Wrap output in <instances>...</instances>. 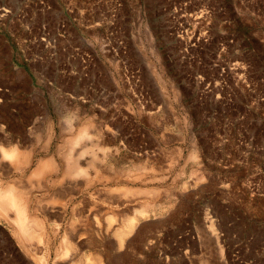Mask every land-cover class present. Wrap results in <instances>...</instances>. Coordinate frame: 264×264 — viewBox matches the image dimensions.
<instances>
[{"label": "rangeland", "instance_id": "374dc122", "mask_svg": "<svg viewBox=\"0 0 264 264\" xmlns=\"http://www.w3.org/2000/svg\"><path fill=\"white\" fill-rule=\"evenodd\" d=\"M42 2L0 0V264H264V0Z\"/></svg>", "mask_w": 264, "mask_h": 264}, {"label": "bare ground", "instance_id": "6f19581e", "mask_svg": "<svg viewBox=\"0 0 264 264\" xmlns=\"http://www.w3.org/2000/svg\"><path fill=\"white\" fill-rule=\"evenodd\" d=\"M81 131H83V130H81ZM82 134V135H81ZM79 135H81L82 137L80 138V136L79 137H77V136H75V137H77V139L79 138V140H83L84 138H88V137H86V135H84V132H81ZM76 139V138H75ZM76 139V140H77ZM71 141H75V140H71ZM78 143H80V142H78ZM73 144V143H72ZM75 144V143H74ZM70 146V145H69ZM73 146V145H72ZM76 146V145H75ZM64 153V152H63ZM66 154V153H65ZM64 154V155H65ZM7 155L12 159V158H14V159H18L19 157L18 156H20V154L19 153H17V152H8L7 153ZM7 155H5V156H7ZM21 155H23L24 156V152H21ZM26 155H28V154H26ZM26 155H25V158H26ZM67 155V154H66ZM71 155H72V153H71ZM71 155H67L68 156V159H69V166L67 167V172H68V176H75V175H82V174H84L85 176H88V171L87 170H85V169H83L82 167H81V165H80V162L79 161H75L74 160V162H73V160H70V157H71ZM8 157V158H9ZM20 157H22V156H20ZM23 158V157H22ZM93 158V157H92ZM16 159V160H17ZM63 159V158H62ZM68 159L66 158L65 159V161L67 162L68 161ZM79 159V158H78ZM17 162V161H16ZM79 162V163H78ZM89 162V161H88ZM39 164V163H38ZM37 164V165H38ZM91 164H93V161H90V165ZM40 165L42 166V163H40ZM39 165V166H40ZM80 165V166H79ZM44 167V166H43ZM38 168V167H37ZM42 168V167H41ZM36 169V168H35ZM39 170H40V168H39ZM38 170V171H39ZM34 171H36L37 172V170H34ZM65 172V171H64ZM37 175V174H36ZM60 180H61V178H60ZM0 193H1V191H0ZM2 194V193H1ZM25 194V193H24ZM10 195V194H9ZM6 195V196H3V195H0V196H3V197H0V207H2L0 210H3V208H5V209H8V208H11V209H16V211H18L19 209H20V207L22 208V206H23V203H26V201L25 202H23L24 201V199H23V201L22 200H20V198H16L15 196H12V195ZM22 202V203H20V201ZM27 200V199H26ZM149 204V203H148ZM147 204V205H148ZM143 206V205H142ZM146 206V205H145ZM142 208H145L146 210H147V208L146 207H142ZM10 209V210H11ZM14 209L12 210L13 212H14ZM142 210V211H140L142 214H146V210ZM137 210V209H136ZM8 211V210H7ZM20 211V210H19ZM21 211H22V209H21ZM1 212V211H0ZM3 212H4V210H3ZM8 212H10V211H8ZM136 212V211H135ZM23 214V213H22ZM10 216V215H9ZM13 217V216H12ZM15 217V219L17 220V222L15 221V223H17L19 226H18V228H16V229H19L20 231H19V234H17L18 236L20 235V237H25L26 235V233H24L23 232V230H22V228L24 229V224H23V222H22V218H21V216H20V214L17 212L16 213V215L14 216ZM8 219H9V217H8ZM13 219V218H12ZM25 222V221H24ZM127 225H126V229H120V228H115V230H114V232H115V234L120 238L119 239V248L121 249L122 247H123V245L125 244V239H122V238H124L125 237V234L128 232V230L129 229H131L132 227H133V219L132 218H129L128 219V221H127V223H126ZM211 227V226H210ZM17 231V230H16ZM207 231V230H206ZM18 232V231H17ZM212 233V232H211ZM22 234V235H21ZM208 237H209V239L211 238V236H210V234H206ZM26 238V237H25ZM22 240V242H23V239H21ZM25 242H26V240H24Z\"/></svg>", "mask_w": 264, "mask_h": 264}, {"label": "built area", "instance_id": "2783aa9c", "mask_svg": "<svg viewBox=\"0 0 264 264\" xmlns=\"http://www.w3.org/2000/svg\"><path fill=\"white\" fill-rule=\"evenodd\" d=\"M41 3H43L42 0ZM2 10L4 12L8 11L5 8H2ZM220 50H224V47H221ZM239 64L240 63L238 61H225V67H221L222 73H220V75L223 76V73L227 75L234 73L235 70L239 68ZM213 65L219 67V65ZM210 66H212V64H210ZM251 69V65H248V69L247 67L243 68L244 73L246 72L247 78L246 89L249 94V98L251 100L252 105H257L260 101H264V76L252 72ZM221 79L224 80V76ZM222 80H220L219 82H222ZM250 191L252 194H264V182L255 185V187L250 188Z\"/></svg>", "mask_w": 264, "mask_h": 264}, {"label": "crops", "instance_id": "0c3cea01", "mask_svg": "<svg viewBox=\"0 0 264 264\" xmlns=\"http://www.w3.org/2000/svg\"><path fill=\"white\" fill-rule=\"evenodd\" d=\"M2 84H3V85L9 84V88H10V89H13V87H16V90H17V89H20V86H21V85H18V86H17V85H15V84L13 85V81H9V82L5 81V82L2 83ZM3 88H4V86H3ZM3 88H2V86H0V90H2ZM7 130H8V128H7Z\"/></svg>", "mask_w": 264, "mask_h": 264}]
</instances>
